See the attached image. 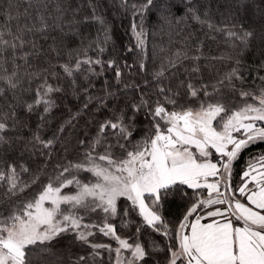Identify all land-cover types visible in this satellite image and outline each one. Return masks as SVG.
<instances>
[{
  "label": "snow or ice",
  "instance_id": "obj_1",
  "mask_svg": "<svg viewBox=\"0 0 264 264\" xmlns=\"http://www.w3.org/2000/svg\"><path fill=\"white\" fill-rule=\"evenodd\" d=\"M221 2L224 11L220 12L219 5L216 11L221 17L226 15L229 24L224 27L214 24L209 0L203 8L201 0L131 4L134 43L125 48V53L134 56L131 64L126 57L102 59L107 46L114 47L115 42L110 22L97 13L93 0H88L90 14L83 17H79L82 5L73 7L70 0H25L24 15L29 10L35 13L31 24H21L19 9L13 15L11 4L0 11V101L8 102L11 97L15 102L8 104L10 114H0V159L17 151L20 159L38 154L45 160L35 173L16 162L0 166L4 189L0 198V264H47V257L61 241H66L64 247L69 252L73 246L84 250V254H70L69 264H104L103 252L112 264H264V155L248 164L240 185L234 188L231 182L233 162L240 153L264 142V76L257 74L261 86L255 91L237 89L235 82L243 84L245 77L239 68L241 60L236 59V67L215 84L200 83L197 49L191 56L178 51L167 58L152 72L151 80L137 83L125 78L124 69L129 74L133 68L145 75L148 72L144 19L152 9L160 23L190 19L210 30L226 31L229 38L239 41L241 55L254 48L264 52V0ZM120 4L127 9L129 0H120ZM90 21L101 26L103 40L69 47L70 39L84 44L80 29ZM51 32L58 33L59 43ZM37 36L53 43L48 45L45 66L33 70V60L45 54V45L38 43ZM93 44L95 59L88 55ZM62 54L65 59L60 62ZM185 60H191L192 65L184 69L186 78L173 87L170 77L175 73L171 69H178ZM259 67L264 69V61ZM108 70L114 83L105 78L104 94L93 96L92 80ZM61 78L75 99L84 97L67 125L90 105L108 116L98 123L90 141H78L83 153L75 160L55 163L53 174L41 183L65 131L61 125L50 138L41 135L57 107L54 97L66 91ZM80 80L84 83H78ZM222 87L242 98L239 107H233L235 102ZM23 92L32 95L31 102H21L18 93ZM32 115L37 117L34 128L28 124ZM22 173H31L30 180H22ZM81 173H90L94 180L85 182ZM33 185L39 189L28 198L25 193ZM177 198L187 206L179 224L172 228L165 206ZM91 214H101V222H87ZM117 218L122 230H131L130 236L118 233V224L111 222ZM98 234L117 246L97 242ZM58 264H63L60 258Z\"/></svg>",
  "mask_w": 264,
  "mask_h": 264
},
{
  "label": "trees",
  "instance_id": "obj_2",
  "mask_svg": "<svg viewBox=\"0 0 264 264\" xmlns=\"http://www.w3.org/2000/svg\"><path fill=\"white\" fill-rule=\"evenodd\" d=\"M69 0H65V3H68ZM73 7L77 5H82L79 17L89 15L88 0H70ZM97 4V13L104 15L107 20L110 22L112 29V37L115 42L113 47L111 44L107 46V51L102 54V59L107 60L109 58H115L123 60L125 57L128 60V63L133 62L134 56L132 53H125V48L134 43V37L131 33V23L134 19V13L131 8V4H140L143 0H129V7L127 9L123 8L120 4V0H93ZM205 0H201V7L203 8ZM212 6V20L214 24L219 27H224L229 24V21L226 17H221L216 11L217 6L219 5L220 12L224 11V4L221 0H209ZM9 4L12 5V13L16 14L17 9L21 13V24H31L33 23L34 12L29 10L27 16L24 15V9L27 7L25 0H0V11L7 10ZM73 15L72 11H68V16ZM136 22H139V18H135ZM144 30L147 33V49H146V67L148 69L147 74L138 72L135 68L131 70L129 74L128 69H124L125 78L129 80H135L137 83H142V81L147 78L151 80V74L153 71L157 70L162 63L166 62V59L173 57L176 52L187 53L189 56L197 54V49H199V54L201 56L199 60L200 73L199 81L200 83L205 84H215L220 80L226 72L231 68L236 67L235 60L240 59L241 64L239 65L240 71L245 77V81L241 84L239 81H236V88H244L245 90L251 89L255 91L258 86H261V81L257 78V74L264 76V69L259 67L260 63L264 61V52H261L259 49H253L252 51L245 52L241 55V49L239 46V41H234L232 38H229L226 35V31H215L210 30L205 26H201L196 22L187 19L181 20L179 23L173 21L172 23H160L158 20V14L155 9H152L144 19ZM82 39L84 44L81 45L78 39H70L68 45L71 48H80L85 47L90 41L99 38L103 40V31L101 26L96 24L93 21L85 24L81 29ZM51 36L56 37V43H59V35L56 32H51ZM31 38V37H29ZM40 44L45 45V54L42 55L39 59H34L32 62V69L42 68L45 66L46 59L49 58L47 55L48 45L52 44L51 39L45 41L40 40L39 37H35ZM96 45L93 44L92 48L88 49V55L96 58ZM60 62H63L65 57L63 54L59 58ZM56 60L53 59V63ZM192 65L191 60H185L178 69H171V72L175 73V76L170 77L173 87H175L177 80H183L186 78V73L184 72L185 68H189ZM11 67V66H9ZM99 71V69H97ZM23 73V68L21 69ZM107 78L109 84H113V74L111 70L105 72L103 77L99 79H93L92 83L95 84V88L90 89V92L93 96H102L103 92V81ZM61 85L65 88V93L56 94L55 101L57 107L52 111L49 116L48 123L45 125L44 130L41 132V135L45 138H50L56 129L65 125V131L60 134V144L57 145L53 159L51 163L48 164L46 173L41 175V183L47 180V176L53 174V165L57 162L66 163L67 160H75L82 153L83 148L78 144L80 139H86L90 141L96 135L97 125L108 116L107 112H95V109L90 105L89 109L82 113L81 116L72 121L71 125H67V121L72 118L73 113H75L79 108L82 107L84 97L81 95L79 100L75 99L71 94V90L67 81L63 78L60 80ZM78 83H84L83 80L78 81ZM33 87H35V82H33ZM154 90V86H150ZM227 96L235 102L233 107H239L242 103V98L232 91L229 88L222 87L221 89ZM183 94V89L180 90ZM151 94V92L149 93ZM21 95L22 101L31 102L32 95L28 92L18 93ZM184 101L181 100V103ZM251 102V101H249ZM9 103H15L9 97L8 102L0 101V114L9 113ZM110 106L114 102H109ZM17 113L21 116L24 115L23 111L17 107ZM11 121H9L10 123ZM37 123V117L32 115L28 119V124L31 127H35ZM143 126V125H142ZM139 133H137V138H139ZM62 145V146H61ZM102 151V149H100ZM117 155L119 153L117 152ZM260 155H264V142H257L251 147L244 149L238 159L233 162L232 167V177L231 182L233 187L240 185L242 182V174L246 170L248 164L251 161ZM216 157V155H214ZM16 162L18 164H24L31 169L32 173L38 172L43 166L45 160L43 156L40 155H28L25 154L23 159H20L17 151H12L10 155L4 156L0 159V166L6 167L7 163ZM19 171V168H18ZM31 178V173H22L21 179L28 181ZM80 179L88 182L92 179L90 173H81ZM39 189V185H33L32 189H29L25 196L30 198L35 191ZM3 187L0 186V198L3 197ZM190 195H192V190H188ZM195 196L193 195V199ZM124 202L121 201V204ZM186 201L176 199L174 203L167 204L165 206L166 211L165 215L169 221V226L175 228L180 220L182 219L183 212L186 207ZM118 219L111 221L112 223L118 224ZM133 219H137L133 216ZM87 222H101V214H91ZM118 233L127 237L130 236L131 230L121 229L117 227ZM143 240L144 237L141 236ZM156 239H160L158 236ZM99 243H110L113 247L116 246V243L109 238L103 237L102 235H97L96 238ZM66 241H61L59 245L52 249V255L47 257V264H58V258H60L63 264H69L68 257L70 254H84V250L78 246H73L71 252L64 247ZM103 251V250H102ZM162 256V254H161ZM104 264H112L108 260V253L103 252ZM114 261V254H113ZM33 264H36L33 261Z\"/></svg>",
  "mask_w": 264,
  "mask_h": 264
},
{
  "label": "rangeland",
  "instance_id": "obj_3",
  "mask_svg": "<svg viewBox=\"0 0 264 264\" xmlns=\"http://www.w3.org/2000/svg\"><path fill=\"white\" fill-rule=\"evenodd\" d=\"M234 135H237V136H240V133H234ZM215 155V154H214ZM213 155V157H212V159H213V162H215L216 160H217V155H216V157ZM248 167V166H247ZM247 169V168H246ZM91 180H94V177H92V179ZM67 191V190H66ZM117 246V245H116ZM115 246V247H116Z\"/></svg>",
  "mask_w": 264,
  "mask_h": 264
},
{
  "label": "crops",
  "instance_id": "obj_4",
  "mask_svg": "<svg viewBox=\"0 0 264 264\" xmlns=\"http://www.w3.org/2000/svg\"><path fill=\"white\" fill-rule=\"evenodd\" d=\"M204 222H207V221H204Z\"/></svg>",
  "mask_w": 264,
  "mask_h": 264
}]
</instances>
